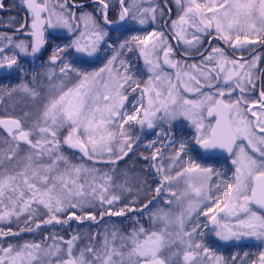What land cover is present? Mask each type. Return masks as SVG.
<instances>
[{
  "label": "snow or ice",
  "instance_id": "1",
  "mask_svg": "<svg viewBox=\"0 0 264 264\" xmlns=\"http://www.w3.org/2000/svg\"><path fill=\"white\" fill-rule=\"evenodd\" d=\"M22 3L0 264H264V0Z\"/></svg>",
  "mask_w": 264,
  "mask_h": 264
},
{
  "label": "flooded vegetation",
  "instance_id": "2",
  "mask_svg": "<svg viewBox=\"0 0 264 264\" xmlns=\"http://www.w3.org/2000/svg\"><path fill=\"white\" fill-rule=\"evenodd\" d=\"M28 15L22 0H4V10H0V33L7 32L11 35L12 28L7 27L11 23L10 18L15 17L20 23H24ZM14 27H19V24L14 25ZM52 231L57 230L52 229ZM25 239H30V237L26 236Z\"/></svg>",
  "mask_w": 264,
  "mask_h": 264
},
{
  "label": "rangeland",
  "instance_id": "3",
  "mask_svg": "<svg viewBox=\"0 0 264 264\" xmlns=\"http://www.w3.org/2000/svg\"><path fill=\"white\" fill-rule=\"evenodd\" d=\"M8 19V18H7ZM174 43V42H173ZM191 62V61H190ZM106 223H114L116 224L117 227H122L124 225H129V221L125 220L123 222L121 221H118V220H114L112 222H108L106 221ZM103 227L104 225H100L99 226V230L102 231L103 230ZM79 231L80 232V235L82 237L81 239V242H80V246H83L84 244L87 243V238L85 237V233H95L97 231V228L95 227H92V228H89L87 225H84L83 227H81L80 229H77V226L75 224H73L72 226V229L69 230V235H72V234H76V232ZM36 239H38L39 237H35ZM66 239L68 238L67 236L65 237ZM30 239H33V237H30ZM226 255V254H225Z\"/></svg>",
  "mask_w": 264,
  "mask_h": 264
}]
</instances>
